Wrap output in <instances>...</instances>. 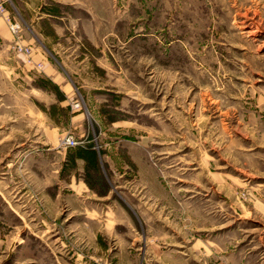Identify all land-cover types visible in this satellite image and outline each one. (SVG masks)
I'll return each mask as SVG.
<instances>
[{
	"label": "rangeland",
	"instance_id": "374dc122",
	"mask_svg": "<svg viewBox=\"0 0 264 264\" xmlns=\"http://www.w3.org/2000/svg\"><path fill=\"white\" fill-rule=\"evenodd\" d=\"M117 1L79 30L98 43L62 46L103 88L94 109L83 93L51 109L0 0L19 26L0 16V264H264V0H146L124 21Z\"/></svg>",
	"mask_w": 264,
	"mask_h": 264
},
{
	"label": "crops",
	"instance_id": "0c3cea01",
	"mask_svg": "<svg viewBox=\"0 0 264 264\" xmlns=\"http://www.w3.org/2000/svg\"><path fill=\"white\" fill-rule=\"evenodd\" d=\"M11 2L16 12L23 14L24 26L31 36L30 39H26V42L35 52L33 54V61L42 63V70L36 74L32 72L30 75L32 76L30 77L32 91H35L39 95L42 94V100H45L47 95H49L50 102L48 104L51 109L55 106L63 108L66 102V106H69L72 102L73 93H83L86 101L88 100L87 104L83 100L84 107L86 109H94L95 105L91 101L89 89L102 91L103 88L96 86L89 88V86L80 85L76 81L82 76L79 71L75 70V63L81 64L83 60L74 61V59L70 58H65L64 60L62 55H65V50L62 46L68 44L67 46H72L71 48L74 52L77 49L79 50L80 46H83L84 43H88V41L90 44L98 43L95 38L90 40L91 38L89 37L80 36L79 30L90 27L96 21H104L105 23L108 21L111 24V21L114 20L113 13L115 11L113 0H11ZM117 3L121 6L120 8L124 9L122 16V20L124 21L127 14L131 13L130 10H140V14L142 15L147 1L118 0ZM95 13L102 14L104 17L99 18L96 16V18ZM142 17L144 15L140 16V18ZM1 21L0 34L3 32L4 25V22ZM104 25L106 26V24ZM102 40L103 38H101ZM41 51H43L44 55L40 53ZM67 51H70V49L68 48ZM37 80H41V83L42 81H46L53 88L54 92L62 94L66 100H56V97L51 92L45 91V87L35 84ZM108 92L110 93L111 91ZM53 96L54 100L52 99ZM49 107H47V110H49ZM43 112L40 113L42 118L45 119V122L42 120V123L48 128L44 133V138L54 140L55 136L58 135V126L55 124V129H51L50 131L48 124L50 122L54 125V121H50L48 111ZM71 114V124L81 122L82 126L80 129L84 127V113L72 110ZM56 116L58 117V114ZM35 117L38 119L39 116L35 115ZM96 117H98V114ZM57 147H59L58 142ZM52 149L48 151H56V155L58 157L63 156L62 159H64V152H61L63 150Z\"/></svg>",
	"mask_w": 264,
	"mask_h": 264
},
{
	"label": "built area",
	"instance_id": "2783aa9c",
	"mask_svg": "<svg viewBox=\"0 0 264 264\" xmlns=\"http://www.w3.org/2000/svg\"><path fill=\"white\" fill-rule=\"evenodd\" d=\"M6 2H9L10 0H5ZM0 16L4 17L7 25L13 32H15L17 29H19V26L17 24L13 25L11 24L8 16L7 11L4 7V2H0ZM14 50L17 54H21L27 58L28 64L31 65L32 68H34L37 71L42 70V63L34 62L31 59L32 55V49L29 46H22L20 44L14 45ZM74 109L80 108V103L77 101L73 106ZM92 142L94 144V149L99 150L100 147L97 145L96 139L93 138L91 141L87 140H77L72 134H66L64 137H62L59 140V146L63 149H72V148H84L88 143Z\"/></svg>",
	"mask_w": 264,
	"mask_h": 264
},
{
	"label": "trees",
	"instance_id": "16d2710c",
	"mask_svg": "<svg viewBox=\"0 0 264 264\" xmlns=\"http://www.w3.org/2000/svg\"><path fill=\"white\" fill-rule=\"evenodd\" d=\"M77 149H82V150H85L87 152H92L93 154L94 153H97L94 149V144L92 142L88 143L84 148H77ZM84 151V152H85Z\"/></svg>",
	"mask_w": 264,
	"mask_h": 264
}]
</instances>
